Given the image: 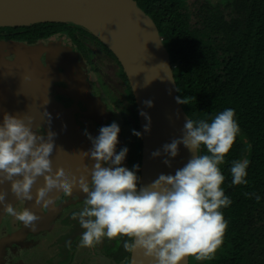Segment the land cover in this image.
Segmentation results:
<instances>
[{
    "label": "clouds",
    "instance_id": "clouds-1",
    "mask_svg": "<svg viewBox=\"0 0 264 264\" xmlns=\"http://www.w3.org/2000/svg\"><path fill=\"white\" fill-rule=\"evenodd\" d=\"M176 101L189 104L190 97L177 96ZM144 103L153 106L152 100ZM45 115L50 125L51 114L46 111ZM140 115L148 121L144 130L150 131L151 117L144 111ZM235 116V109L227 108L211 122L186 120L182 137L164 144L163 154L176 157L178 146L183 144L193 153L191 158L174 175L160 174L150 184L139 187L140 166L134 165L133 169L122 166L128 148L116 151L118 123L101 126L95 137L85 130L93 146L83 153L90 154L94 163L87 176L77 177L60 166L53 170L50 157L56 147L54 131L38 135L32 130L31 116L4 113L0 122V185L10 182L15 197L28 201L33 200V186L42 177L43 184L36 187L35 204L44 208L54 206L55 197L50 194L53 190L65 195H71L74 189L85 193L83 208L72 213V218H78L84 229L81 247H93L104 237L126 236L129 240L124 241V249L129 253L143 250L152 264H183L189 256L198 261L212 259L228 227L221 209L232 203L221 187L225 176L220 165L225 163L226 154L241 132ZM132 131L137 137L142 136L141 132ZM202 145L207 154H201ZM246 147L251 151L250 145ZM151 155L158 157L162 152L158 149ZM163 162L171 166L170 159ZM249 163L248 159L232 161L233 185L248 183ZM245 195L260 200L255 193ZM6 197L7 191L0 188V205L4 211L35 230L40 217L27 207L18 211ZM131 264H136L135 259Z\"/></svg>",
    "mask_w": 264,
    "mask_h": 264
},
{
    "label": "trees",
    "instance_id": "trees-1",
    "mask_svg": "<svg viewBox=\"0 0 264 264\" xmlns=\"http://www.w3.org/2000/svg\"><path fill=\"white\" fill-rule=\"evenodd\" d=\"M135 1L158 27L170 54L178 96L190 97L189 104H182L189 118L211 122L233 108L241 129L220 165L225 176L221 187L232 201L221 209L228 221L223 243L212 259L189 256L188 264H264V0ZM71 28L89 33L71 23L17 30L32 42ZM201 148L207 154L206 147ZM244 159L250 162L248 183L233 185L232 161ZM245 193H255L259 202ZM129 255L122 253L120 261H128Z\"/></svg>",
    "mask_w": 264,
    "mask_h": 264
},
{
    "label": "water",
    "instance_id": "water-1",
    "mask_svg": "<svg viewBox=\"0 0 264 264\" xmlns=\"http://www.w3.org/2000/svg\"><path fill=\"white\" fill-rule=\"evenodd\" d=\"M41 23L78 25L105 44L121 63L134 96L142 133L139 187L150 184L160 174L174 175L177 169L186 165L193 153L183 144L178 146L176 157L163 154V145L182 137L184 124L190 118L182 104L176 101L178 91L170 54L158 27L135 0H0V27L17 28ZM37 46L20 47L12 65L0 66V83L6 85L10 96V102L0 106V122L4 113L31 116L32 130L38 135H46L41 133L42 127L46 132L56 133V147L50 157L53 170L60 166L77 177L87 176L94 161L90 154L85 156L83 152H89L92 141L77 121L79 109L67 107L49 95L47 83L53 73L42 63ZM3 47L19 50V46H13L11 42ZM146 100H152L153 106H146ZM46 111L51 114L50 125L46 123ZM141 111L151 117L150 131L144 130L148 121L140 115ZM158 149L162 155L153 157L151 154ZM165 159H170L171 166L163 162ZM42 184L43 178L39 177L32 189L33 200L28 201L15 197L10 191V182L0 188L7 191L8 203L15 206L23 202L35 212L43 208L35 204L36 187ZM78 192L79 189H74L71 195L76 196ZM50 194L56 201L63 193L53 190ZM6 215L0 205V229ZM132 259L136 264H152L151 258L143 255V250L131 253L129 264ZM188 263L189 257H186L183 264Z\"/></svg>",
    "mask_w": 264,
    "mask_h": 264
},
{
    "label": "flooded vegetation",
    "instance_id": "flooded-vegetation-1",
    "mask_svg": "<svg viewBox=\"0 0 264 264\" xmlns=\"http://www.w3.org/2000/svg\"><path fill=\"white\" fill-rule=\"evenodd\" d=\"M17 28L0 27V66L12 65L17 59L16 52L21 51L20 47L31 48L38 45L42 63L53 73L47 83L49 95L67 107L74 106L79 109V113L76 114L77 121L93 137L98 135L101 126L111 125L113 122L118 123L120 133L124 136L127 145H124L118 138L120 149L116 151L119 152L126 146L128 152L125 160L130 163L129 169H133V166L137 164L141 167L142 139L134 135L132 131L135 129L140 132L137 111H135L136 103L123 67L114 53L95 36L78 28L58 31L50 37L36 39L32 42L21 38V30ZM7 42L13 43V46H19V50L12 49L13 47L10 50L4 49L3 45ZM5 86L4 83H0V106L10 102L9 92ZM116 94L121 97L119 101L115 99ZM41 133H47L43 127ZM131 151L134 153L133 157H130ZM200 152L202 154V148ZM140 167L137 172L139 177ZM83 198L86 199V194L82 191L76 196L63 193L55 201L54 206L34 210L40 217L36 223L38 228L36 232L7 214L0 229V264L10 262L5 254L18 244H21V249L25 250L27 248L32 250L41 243L48 244V235L51 233H40L48 232L41 230L47 225V221L44 220L51 217L53 218L52 224L57 225L60 219L57 217L59 213L62 214L64 210L71 209L73 204L79 203L78 201ZM14 207L19 211L26 206L23 202H18ZM18 229L20 232H15ZM26 232L33 233L25 235ZM117 238L120 239V243L116 250L109 252L110 255H107L108 251L99 250L98 252L106 256L112 255L114 264H129L130 260L120 261L119 259L122 253H129L123 247L124 241L129 238L126 236ZM85 248L90 250V247ZM129 254L130 259L131 253ZM116 255L119 258L116 259ZM20 258L10 264H23Z\"/></svg>",
    "mask_w": 264,
    "mask_h": 264
},
{
    "label": "rangeland",
    "instance_id": "rangeland-1",
    "mask_svg": "<svg viewBox=\"0 0 264 264\" xmlns=\"http://www.w3.org/2000/svg\"><path fill=\"white\" fill-rule=\"evenodd\" d=\"M114 89L116 90V88ZM115 99L119 101L121 97L116 94ZM117 105H119V103H117ZM118 138L124 145H127V143H125L124 136H122L120 132L118 134ZM119 149L120 147L117 144L116 150L118 151ZM123 166L129 168L130 163L125 160L123 161ZM84 200L85 198L81 199L78 201L79 203L73 204L71 209L64 210L62 214L59 213L57 217H60V219L57 225L52 224L53 218L50 217L48 219L49 222L47 220V225L44 224L46 227L41 230H47L48 232L40 233H51L48 235V244L43 245L41 243L32 250L28 248L26 250L21 249L22 245L18 244V248L15 246L11 251H8L5 254V256H8L7 258L10 261H7L6 263L10 264L14 260L21 257L20 259L24 262L23 264H114L115 261H113L110 256H106L104 253L101 254V252L98 251L101 250L102 252H110L116 250L117 245L120 243L119 238L116 237L109 239L104 237L101 243L90 247V250L80 246L81 234L84 229L79 224L78 218H72V213L79 212L83 208ZM31 230L36 232L38 228L36 227L35 230ZM33 232H26L27 234L25 235H29Z\"/></svg>",
    "mask_w": 264,
    "mask_h": 264
}]
</instances>
